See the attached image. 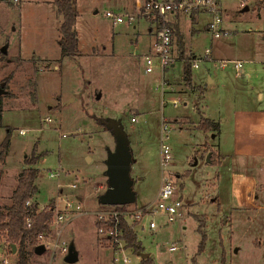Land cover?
Here are the masks:
<instances>
[{"label":"rangeland","instance_id":"374dc122","mask_svg":"<svg viewBox=\"0 0 264 264\" xmlns=\"http://www.w3.org/2000/svg\"><path fill=\"white\" fill-rule=\"evenodd\" d=\"M20 1L11 4L0 0V83L8 80L7 93L0 95L4 109L0 143L8 127L12 128L9 154L6 163L0 165V208L11 205L20 173L27 166L25 158H31L35 150V155H43L36 165L39 192L33 197V206L42 210L52 200L62 209L70 200L73 208L61 224V240L68 251L73 245L78 252L75 264H113L111 248L117 245L98 232L96 213L110 206L101 204L100 196L108 189L106 161L116 140L98 122L117 119L129 135L133 154L131 176L137 199L128 209L155 204L164 174L175 182L176 195L184 202L181 221L167 222L165 216L157 214V229H149V218L143 219L144 228L136 226L144 253L151 254L156 264H191L189 259L198 250L202 225L209 247L206 240L199 256L201 264H221L223 260L237 264L240 256L248 260L244 264H264V187L257 192L254 211L247 206L237 211L239 216L228 212L230 223L225 231L223 219H218L215 211L216 199L205 192L208 186L204 183L209 177L218 178L219 171L228 166L229 178L238 170L264 184V166L263 170L249 166L264 164V158L250 163L246 159H227L223 167L218 165L220 157L207 143H213L212 137L208 140L197 126L200 114L195 105L203 91L195 83L193 89L184 82L183 60H177L164 76L158 68L147 73L144 56L153 51L155 38L149 32L151 23L139 17L133 23L114 24L107 17L108 10L134 12V0H127L126 7L115 6L113 0H78L75 30L80 52L75 57L63 54L59 45L61 18L57 3ZM245 6L249 10L244 11ZM221 9L222 27L228 32L221 37L213 38L206 30L210 20L207 14L200 17L199 25L194 24L199 29L196 32L192 20L191 24L187 19L182 24L184 18L180 22L187 53L203 57L198 60L199 68L192 67L193 82L201 84L209 77L215 78V83L208 85L204 110L216 118L231 115L235 108H264V97L258 95V86L264 82V0H221ZM174 41L180 57L177 35ZM207 48L212 49V62L204 59ZM222 60H241L244 73L251 76L237 75L233 63L225 68L216 66ZM163 77L172 88L165 97L162 87L158 88ZM170 95L180 97L181 102H165ZM165 121L170 128L169 138L165 139L171 146L169 168L161 164ZM224 129V137L230 139L228 126ZM52 172L57 174L50 176ZM237 181L248 182L242 178ZM206 203L214 207L208 221L200 218ZM227 239L239 248L248 246V253L231 252L228 259L224 245ZM216 242L220 243V251L214 247ZM172 245L180 248L171 251ZM126 248L130 261L119 264H140V255ZM53 251L49 247L42 254H31L28 264H68V253ZM10 260L17 264L14 256Z\"/></svg>","mask_w":264,"mask_h":264},{"label":"built area","instance_id":"2783aa9c","mask_svg":"<svg viewBox=\"0 0 264 264\" xmlns=\"http://www.w3.org/2000/svg\"><path fill=\"white\" fill-rule=\"evenodd\" d=\"M11 4H19L20 0H3ZM135 10L131 13H117L114 10H108L106 12L107 17L113 20L114 24L129 22L133 23L139 17L149 21L155 27V41L153 44V51L147 53L144 56L145 69L147 73H153L157 68L164 74L170 66H174L176 61L180 59L177 56L175 50L174 41V29L170 22L171 15H177L181 13L192 14L194 12H202L210 17L207 22V30L211 33L212 37H221L223 33H226L222 27L223 17L221 9V0H134ZM228 33V32H227ZM212 49L207 48L205 51L204 59L206 61H214L210 55ZM157 60V61H156ZM198 60H203V57L198 58L194 55L193 67L198 68ZM229 63L234 64V68L237 75L243 74V65L241 61H228L222 60L220 63H216V66L225 68ZM159 87H162V94L165 97V92H168L170 85L167 83V79L163 77V82ZM172 89V88H171ZM165 102H172L174 105H178L180 97L170 95L168 100L164 98ZM137 118H133L136 121ZM162 132L164 134L162 138V154L161 164L163 167L169 168L172 164L171 146L165 142V139L169 138L170 128L164 122L162 126ZM57 173L52 172L50 176H55ZM72 187H77L76 184H71ZM177 185L171 179L168 174H164L162 177V185L158 193V197L155 204L148 203L142 206H138L136 209H117L115 206H105L96 213L97 215V227L98 232L102 237H106L109 240L116 243V252H124L127 248L125 240L124 229L121 226L122 220L136 232V226L142 225L144 218H149V229L155 230L158 227V223L154 216L160 214L166 217L167 222H178L183 219L184 202L180 197L176 195ZM28 205H33V201L29 200ZM39 206V205H38ZM48 208L47 205H43V209ZM73 204L70 200L66 201L65 207L62 209L51 207L50 210L54 212V217L50 223L51 232L47 234H40L38 236V242L45 245L46 249L53 248V254L58 250L63 254L68 253V247L62 241L63 228L61 224L64 223L71 215ZM80 205H77V209ZM39 210V209H38ZM41 211V209L39 210ZM30 223L31 220L29 219ZM2 243V251H0V264H12L10 257L15 256L17 253L13 252L12 243L5 237L0 240ZM180 246L172 245L171 251L178 250ZM4 253V254H3ZM10 256V257H9ZM118 261V257H115ZM124 261L128 262L130 259L124 255Z\"/></svg>","mask_w":264,"mask_h":264},{"label":"crops","instance_id":"0c3cea01","mask_svg":"<svg viewBox=\"0 0 264 264\" xmlns=\"http://www.w3.org/2000/svg\"><path fill=\"white\" fill-rule=\"evenodd\" d=\"M49 2L55 3V0H47ZM114 5L118 6H124L128 4L127 0H113ZM77 2L76 0V7H77ZM135 5V1H134ZM78 9V8H77ZM79 11V10H78ZM61 24L63 22V15L59 12ZM205 13L202 12H194L192 14H177V15H171L170 16V22L173 26L174 29V39L176 37V26L178 25L179 30L183 34L184 37V42H185V33L183 31L182 24L184 21L187 19L190 24L192 23L190 20L193 21L191 24L193 26L194 32L198 31L199 29L194 27V24L199 25L200 24V17L203 16ZM184 18V19H183ZM183 19L182 24L180 23ZM60 24V26H61ZM136 27V25H134ZM206 30H207V23H206ZM149 32L151 35L154 37L155 36V27L150 24L149 26ZM193 32V33H194ZM60 39V38H59ZM155 41V38H154ZM186 43V42H185ZM154 44V42H153ZM153 46V45H152ZM187 46V45H186ZM153 50V47H152ZM152 52V51H150ZM149 52V53H150ZM147 54V53H146ZM195 55V54H194ZM241 61V60H239ZM242 62V61H241ZM243 65V76L246 74V77H250L251 73H244V64ZM199 68V67H198ZM240 76V75H239ZM196 85L200 87V89L203 91L202 93V98L199 100V105H195L198 109V112L200 114V118L202 116H205L214 122L219 124V130L218 131H209L207 134V139L209 140L210 136L212 137L213 143H207L214 147V150L217 152L218 156L220 157L218 165L220 167H223V163L227 161V159H246L249 161H253V159H258V158H264V108L262 109H254V108H235L232 112L231 115L228 114H220L218 118L215 116L211 115H206L205 112V100H206V91L210 88H208L209 84L215 83V78L209 77V81L206 83L202 82L201 84L193 82ZM194 84V85H195ZM262 85V86H261ZM202 86V88H201ZM251 88H254V86H250ZM259 90V97H264V82L258 86ZM201 111V112H200ZM200 120L197 123V126L199 124ZM224 126H228L227 133L230 137V139H227L224 134L225 129ZM230 126V128H229ZM228 142V143H227ZM213 151L211 150L210 153ZM214 164V162H212ZM226 165V164H225ZM256 165V166H255ZM251 168H260L263 170L264 164H249ZM233 176L230 178L229 176V170L228 166L223 167L219 171L218 178L214 179L209 177L204 181L205 185L208 186V188L205 190V192H209V195H211L215 200V204H218L217 207L215 208V211H217V215L219 216L218 219H223L222 222H224V228L225 231L228 230V223L229 222V211H233L234 213H237L239 210H243L245 207H250L251 206V211H254L256 206V201L259 199L258 193L261 189V186L264 187V184H260L257 182V180L253 176H249V174L240 172V171H234ZM245 179L246 181H237L238 179ZM208 195V194H207ZM246 195V197H245ZM210 196V197H211ZM82 197H80L81 199ZM255 200V201H254ZM214 202V201H213ZM212 202V203H213ZM210 204V203H209ZM259 206V205H258ZM214 210L213 205H207L201 214L202 219H205L208 221V217L212 215V212ZM239 216V215H238ZM210 221V220H209ZM216 221V219H214ZM209 225V222H207ZM209 235V232H207ZM224 237V236H223ZM225 238V237H224ZM206 248L209 247V240H207ZM211 241V240H210ZM226 249L228 251V256L227 258L229 259V253L234 252L235 254H241V253H248V246L242 245L240 248L238 246H234L231 244V240L227 239L226 244ZM215 249L219 250L220 243H215ZM213 247V248H214ZM99 249L100 247H96ZM113 250V256H112V262L113 264H119L120 261H124V255H126V250L124 252H116V248H111ZM130 249V248H128ZM220 251V250H219ZM149 254V253H148ZM151 256V254H149ZM115 257H118V261L115 260ZM152 257V256H151ZM239 257V256H238ZM153 258V257H152ZM14 259H17V254L14 256ZM142 259V256H140V260ZM30 260V258H29ZM248 260L243 256L239 257V260L236 261L237 264H244V262H247ZM129 262V261H128ZM229 264L230 261L228 260ZM219 264V263H217Z\"/></svg>","mask_w":264,"mask_h":264},{"label":"trees","instance_id":"16d2710c","mask_svg":"<svg viewBox=\"0 0 264 264\" xmlns=\"http://www.w3.org/2000/svg\"><path fill=\"white\" fill-rule=\"evenodd\" d=\"M59 12L63 15V22L60 26L61 37L59 45L62 53L70 57H75L79 54V37L75 30V24L79 15L76 7V0H55ZM176 35L178 37V50L180 58L184 62L183 79L186 85L195 89L193 83V60L194 55L188 54L183 34L180 32L178 25L176 26ZM6 86L8 80L5 81ZM198 106L199 103L197 102ZM3 104L0 98V129L3 127ZM102 121V122H101ZM99 120L98 123H103L104 120ZM198 128L205 133L209 131H218L219 124L213 120L202 116L198 124ZM11 131L8 127L7 134L0 143V165H4L9 154L11 145ZM43 154L35 155V150L31 158L26 157V167L22 170L19 176L18 184L12 195V203L6 208H0V240L5 237L12 244L17 245V264H28L31 254H35V249L39 245L38 236L40 234H49L51 232L50 223L53 220L54 212L50 210L55 207V202L51 200L48 208L39 211L37 206L28 205L29 200L37 196L39 192L37 179L39 176V168L36 166ZM213 162L214 160L211 159ZM132 204L115 205L117 209H128ZM29 219L32 223H30ZM121 226L124 229L125 240L128 247H131L139 255L144 254V248L141 241L138 239L136 232L122 220ZM201 240L198 245L197 252L189 259L191 264H201L199 256L202 253L206 243V233L199 228ZM140 264H156L151 256L141 259ZM221 264H228L225 260Z\"/></svg>","mask_w":264,"mask_h":264},{"label":"water","instance_id":"95a60500","mask_svg":"<svg viewBox=\"0 0 264 264\" xmlns=\"http://www.w3.org/2000/svg\"><path fill=\"white\" fill-rule=\"evenodd\" d=\"M244 11L249 10V6H245ZM5 83H0V95L7 93L4 88ZM103 124L108 130L112 132L116 140L114 150H108L107 175H108V189L100 196V202L103 205H126L136 202L137 194L134 190L135 180L131 176V169L133 163V154L130 146L129 135L125 130L121 120L110 119L103 121ZM211 153L207 161H210ZM13 252L17 253V245L12 244ZM45 245H39L35 249V253L42 254L45 252ZM142 258L149 256L144 253ZM79 260V254L72 245L65 257L68 264H75Z\"/></svg>","mask_w":264,"mask_h":264},{"label":"flooded vegetation","instance_id":"af4514ba","mask_svg":"<svg viewBox=\"0 0 264 264\" xmlns=\"http://www.w3.org/2000/svg\"><path fill=\"white\" fill-rule=\"evenodd\" d=\"M4 83H5V82H4ZM5 87H6V83H5ZM5 87H4V88H5Z\"/></svg>","mask_w":264,"mask_h":264}]
</instances>
